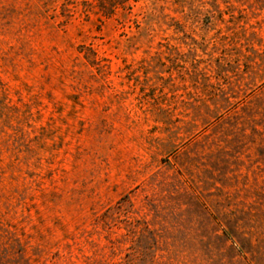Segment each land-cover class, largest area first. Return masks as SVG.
<instances>
[{
	"label": "rangeland",
	"instance_id": "obj_1",
	"mask_svg": "<svg viewBox=\"0 0 264 264\" xmlns=\"http://www.w3.org/2000/svg\"><path fill=\"white\" fill-rule=\"evenodd\" d=\"M0 264H264V0H0Z\"/></svg>",
	"mask_w": 264,
	"mask_h": 264
}]
</instances>
